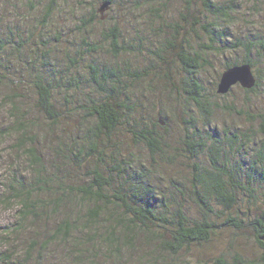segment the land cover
Segmentation results:
<instances>
[{
	"label": "trees",
	"instance_id": "obj_1",
	"mask_svg": "<svg viewBox=\"0 0 264 264\" xmlns=\"http://www.w3.org/2000/svg\"><path fill=\"white\" fill-rule=\"evenodd\" d=\"M56 1L49 0L42 25L49 22ZM108 1L110 6L114 3ZM239 2L200 0L196 7L193 0H184L178 13L180 23L158 26V36L164 27L171 31L159 41L161 52L169 49L181 63L182 77L173 85L168 82L175 100L179 98L183 105L196 108L205 119L210 117L211 102L200 74L207 60L189 36L195 35L196 43L205 50L211 49V43L226 39L222 26L240 13ZM97 12L92 9L89 22ZM151 12L163 20L157 8ZM79 20L86 23L81 16ZM181 31L186 34L178 40ZM107 37L110 52L117 56L118 31L110 30ZM14 39L12 29L0 31L1 83L11 77L6 75L9 71L2 53L7 47H12V55L24 50L23 42L18 43L20 48L13 46ZM21 40L23 36L19 35ZM261 40L238 39L231 48L220 51L258 52L264 49ZM96 49L94 45L89 47L90 52ZM247 53L227 63L224 70L240 63H248L253 69ZM155 55L162 58L158 51ZM73 58L75 62L69 57L72 65L76 63ZM36 67L31 86L35 93L33 108L40 116L22 111L20 95L15 91L0 99V105L6 102L11 121L0 128V147L3 150L10 146L15 161L26 165L15 166L8 178L7 174L0 181V202L8 208L20 202L14 222L0 235V240L8 244L0 251V264H264V148L252 154L246 168L231 158L235 149L239 153L247 149L249 129L231 135L225 132L221 138L209 130L201 133L185 126L177 138L168 134L161 113L150 125L140 121L142 116L131 123L137 106L131 103L125 78L141 79L152 87L149 80H162L154 67L157 75L147 69L118 65L100 69L91 65L90 80L97 87L98 97H88L86 103L70 108L68 102L59 104L54 95L60 86L55 83L57 68L43 61L42 67L50 72L40 76V66ZM255 71L256 83L251 89L242 88L245 94L255 92L260 85ZM149 74L147 83L145 77ZM21 81L16 78L9 89L14 90ZM68 112L77 116L71 118L72 123ZM123 125L131 144L116 140ZM8 138L11 143L3 146ZM46 139L50 145L45 144ZM246 140L249 142L245 144ZM202 154L207 155L208 166L200 164ZM180 157L190 169L187 175L181 176L169 167ZM190 206L197 208V215L190 213ZM227 229L251 232L256 251L252 255L235 251L202 257L200 250Z\"/></svg>",
	"mask_w": 264,
	"mask_h": 264
},
{
	"label": "rangeland",
	"instance_id": "obj_2",
	"mask_svg": "<svg viewBox=\"0 0 264 264\" xmlns=\"http://www.w3.org/2000/svg\"><path fill=\"white\" fill-rule=\"evenodd\" d=\"M193 1L196 7L200 6V0ZM256 1L259 0H240L241 7L237 10L240 13L236 14L237 17L228 25L226 22L222 26L227 32L226 39L214 43V45L211 43V49H202L196 43L195 35L189 36L193 46L196 49L199 48L198 50H203L207 60V63H202L203 69L200 75L201 83L211 102L208 119H205L202 112L196 108L183 105L179 98L177 101L175 100V93L169 83L173 85L177 82L176 80L182 77L181 63L169 49L166 53L161 52V45H159L162 37L166 38L171 33L170 29L164 27V33L161 32L158 36L159 24L180 23L178 13L183 9L184 0H170L168 2L157 0L154 3L148 2V0H114L109 9L104 11V18L102 19L101 14L97 12V17L94 18L93 22H89L88 19L91 17L92 9H98L101 0H57V5L50 15L49 22L44 25L41 21L49 0H0V31L12 29L15 32L14 41L16 42L13 45L15 48H20L19 42L24 43L22 47L24 50L21 53L15 52L12 55V47H7L2 53L1 59L7 62L9 71L6 75L11 74V77L5 83L0 82V99L5 93L15 91L20 95L18 103H20L22 111L27 110L33 117L40 116V113L33 108L35 93L31 85L33 72L38 70L36 66H40V76L50 72L48 67H42L43 61H48L54 68H57L58 80L55 83L60 84V86L56 87L54 95L59 104L68 102L69 108L70 106L75 107L78 103H86L88 97H98L97 87L90 80L89 67L91 65L107 69L117 65L131 67V69H147L157 75L154 67L160 71V75L157 76L162 80L154 77L151 81L148 79L151 74L147 75L145 79L147 83L148 80L150 81L152 87L142 82L141 79L135 81V79L125 78L131 103H135L137 106L136 113L130 118V122L139 120L142 116L140 121L150 125L152 122L158 121L161 113L166 118L168 134L174 137L183 132L185 126L191 130L201 131V133L209 130L214 136L221 138L224 137L225 132L231 135L249 129L250 143L247 149L240 153L233 149L234 152L231 157L232 161L241 163L246 168L252 154L254 156L258 148H264V49H257L258 52L251 53L237 49L235 52L229 51L225 54H222L220 50L231 48L238 39L243 40L245 38L254 40L255 37H260L262 44H264V0H261V4L255 3ZM163 3H165V8H162ZM154 7L163 16V20L152 15L151 10ZM80 16L86 20V23L79 20ZM113 29L118 31L120 37L117 56L110 52L112 48L107 37L110 30ZM184 34L186 33L181 31L178 40ZM19 35H22L24 40L19 41ZM83 41L90 45L84 44ZM93 45L97 49L90 52L89 47ZM76 50L79 51L77 56H75ZM157 51L163 59L155 55ZM246 53L250 55L249 58L251 57L254 68L260 77V85L257 90L245 94L242 92V88L236 85L226 95L216 96L217 83L224 66L234 59H241ZM69 57L74 62L73 57H76L74 65H72ZM41 68L44 71H41ZM254 68L252 71L256 73ZM165 73L168 74V81ZM16 78L22 81L16 84L14 90H10L9 88L12 86L9 85L13 80L16 81ZM165 82H167L166 87L164 86ZM76 84L77 86H75ZM5 103L2 102L0 105V128L11 122L8 118L7 106H4ZM71 110L73 111V109ZM68 113L69 123H72L71 118L77 116L71 112ZM207 124H210L211 128ZM125 128V125L120 127L116 133V140L127 145L131 144L132 141L130 135L125 133ZM157 129L162 131L160 127ZM253 131L255 132L253 133ZM47 140L45 144L50 145L51 142H47ZM249 140H246L245 144ZM10 143L9 138L3 140V146H8ZM173 145L176 146L178 143ZM237 147H240V143H237ZM0 150H2V146ZM15 160L10 146L1 151L0 181L8 174L7 179L15 166L18 167L21 164V168L26 167L25 164ZM186 163L184 158L180 157L176 163L174 162L169 167L172 171L181 172V176L187 175L190 169L185 166ZM12 164L14 167L11 169ZM200 164L208 166L207 155L202 154L200 156ZM18 171L20 172V169ZM16 210V205L13 208H8L0 202V235L7 226L14 222L17 215ZM189 211L193 215L198 214L196 207L190 206ZM7 247L8 244H4L0 240V251ZM235 251L247 255H252L256 251L251 232L227 229L221 233L217 240L202 248L200 253L202 257L208 258L220 252L233 253Z\"/></svg>",
	"mask_w": 264,
	"mask_h": 264
},
{
	"label": "water",
	"instance_id": "obj_3",
	"mask_svg": "<svg viewBox=\"0 0 264 264\" xmlns=\"http://www.w3.org/2000/svg\"><path fill=\"white\" fill-rule=\"evenodd\" d=\"M110 7V1H102L99 5L98 12L101 18H104V11ZM256 83V76L252 67L248 63H240L223 70L217 83L216 92L218 94L228 93L233 86L239 85L243 89H251Z\"/></svg>",
	"mask_w": 264,
	"mask_h": 264
},
{
	"label": "clouds",
	"instance_id": "obj_4",
	"mask_svg": "<svg viewBox=\"0 0 264 264\" xmlns=\"http://www.w3.org/2000/svg\"><path fill=\"white\" fill-rule=\"evenodd\" d=\"M16 206L19 207L20 206V202H16Z\"/></svg>",
	"mask_w": 264,
	"mask_h": 264
}]
</instances>
